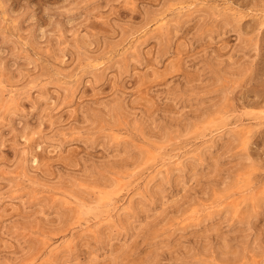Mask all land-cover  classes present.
<instances>
[{
  "label": "rangeland",
  "instance_id": "1",
  "mask_svg": "<svg viewBox=\"0 0 264 264\" xmlns=\"http://www.w3.org/2000/svg\"><path fill=\"white\" fill-rule=\"evenodd\" d=\"M0 264H264V0H0Z\"/></svg>",
  "mask_w": 264,
  "mask_h": 264
},
{
  "label": "bare ground",
  "instance_id": "2",
  "mask_svg": "<svg viewBox=\"0 0 264 264\" xmlns=\"http://www.w3.org/2000/svg\"><path fill=\"white\" fill-rule=\"evenodd\" d=\"M155 149H156V148H155ZM155 149H154V150H155ZM104 204H105V203H104Z\"/></svg>",
  "mask_w": 264,
  "mask_h": 264
}]
</instances>
